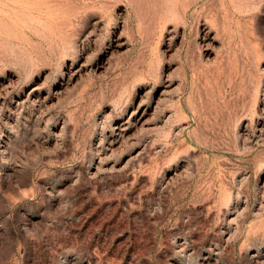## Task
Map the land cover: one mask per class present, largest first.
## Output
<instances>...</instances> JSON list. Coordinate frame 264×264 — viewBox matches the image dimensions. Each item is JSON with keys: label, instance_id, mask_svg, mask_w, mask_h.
I'll return each mask as SVG.
<instances>
[{"label": "rangeland", "instance_id": "374dc122", "mask_svg": "<svg viewBox=\"0 0 264 264\" xmlns=\"http://www.w3.org/2000/svg\"><path fill=\"white\" fill-rule=\"evenodd\" d=\"M0 264H264V0H0Z\"/></svg>", "mask_w": 264, "mask_h": 264}]
</instances>
